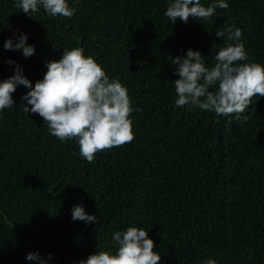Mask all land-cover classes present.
<instances>
[{
    "label": "trees",
    "instance_id": "obj_1",
    "mask_svg": "<svg viewBox=\"0 0 264 264\" xmlns=\"http://www.w3.org/2000/svg\"><path fill=\"white\" fill-rule=\"evenodd\" d=\"M15 2L0 0V81L18 64L34 86L48 61L81 48L127 88L135 139L89 163L75 139L60 141L23 111L29 89L18 86L0 112V264H36L25 257L37 251L52 254L47 264H79L115 253L113 234L129 226L148 230L159 264H264V97L246 122L176 107L170 64L191 48L214 66L226 43L216 31L234 25L249 62L264 65V0H226L210 20L187 23L165 16L171 0H68L71 18L42 8L31 17ZM21 33L35 47L29 58L3 47ZM75 205L98 222L73 221Z\"/></svg>",
    "mask_w": 264,
    "mask_h": 264
},
{
    "label": "clouds",
    "instance_id": "obj_2",
    "mask_svg": "<svg viewBox=\"0 0 264 264\" xmlns=\"http://www.w3.org/2000/svg\"><path fill=\"white\" fill-rule=\"evenodd\" d=\"M15 7L31 17L41 8L52 17L71 18L76 12L68 0H16ZM217 8H228L226 0H213L208 6L201 0H171L165 16L173 23L178 18L187 23L190 17L208 21ZM216 35L226 43L215 52L214 66L207 67L203 54L191 48L183 57H172L170 64L178 65L174 73L179 75L174 81L178 97L175 105H190L233 117L236 122H246L255 114L254 108L250 110L253 98L264 97V65L249 62L240 28L227 25L218 29ZM27 41L28 35L21 33L18 39L15 35L6 39L3 47L22 50V55L29 58L35 54V47ZM7 63L12 65L14 61L9 59ZM46 67L43 79L33 86L17 64L14 74L0 81V112L13 107L12 94L18 86H24L29 91L21 97L22 101H27V104L21 103L23 111L38 114L50 134L60 141L75 139L79 155L89 163L98 152L135 139L130 118L133 108L127 88L118 80H110L93 57L85 56L81 48L64 49L62 57L48 61ZM71 216L73 221L98 222L97 217L86 213L81 205L73 207ZM112 239L117 246L115 253L98 250L79 264H159L161 260L160 253L153 250L154 241L143 227L129 226L123 232L116 231ZM25 258L36 264H47L52 254L45 258L38 251L29 252ZM202 264H216V261L208 259Z\"/></svg>",
    "mask_w": 264,
    "mask_h": 264
}]
</instances>
